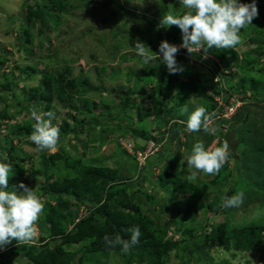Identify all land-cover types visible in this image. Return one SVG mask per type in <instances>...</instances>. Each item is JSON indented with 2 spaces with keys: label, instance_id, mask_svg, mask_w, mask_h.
Wrapping results in <instances>:
<instances>
[{
  "label": "trees",
  "instance_id": "16d2710c",
  "mask_svg": "<svg viewBox=\"0 0 264 264\" xmlns=\"http://www.w3.org/2000/svg\"><path fill=\"white\" fill-rule=\"evenodd\" d=\"M255 1L264 2V0H224V10L213 15L202 26V29L208 26L213 36H209V44L201 45L198 51L195 50L199 46L197 36L194 33H183L181 29L184 19L182 9L184 10L188 0H170V4L165 3L161 10L153 13L154 17L136 11V5L130 0H125V4L130 8L124 6L120 0H107L106 4L115 5V13L127 14L137 21L147 23V29L159 41L161 49L165 50L166 44L173 45L176 42L191 47L192 49H181L185 53L183 57L188 59L189 56H193L195 64L198 66L206 63L208 67L217 70L215 60L204 56V54L210 53L221 60L225 70L234 66L252 70L254 64L260 62L261 52L246 56L242 62H239L237 57L231 62L226 56V49L217 40L219 39V30H224L228 35L234 24L240 26L247 24L254 34L260 32L259 25L264 31V19L258 20L255 17L256 8H252L251 5ZM164 2L162 1V3ZM240 2L243 4L238 5ZM131 5L135 8L134 10ZM254 6L259 7L260 4H254ZM70 13L68 0H33V3L25 1L19 12L20 22L23 26L21 39L25 43H30L34 28L38 34L48 38V33L56 28L62 16H71ZM228 14L229 16H226ZM158 18L164 27L157 25ZM233 43L237 44L238 40L234 39ZM263 46L260 44V48ZM138 56L135 52H128L123 55L121 60L138 58ZM7 58V55L0 54V68ZM261 64L260 68L263 70L264 59ZM145 66L142 73L132 71L130 67L127 69V74L134 77L135 84L131 88L120 90L123 113L131 108L140 109L142 119L147 118L150 112L154 111L156 113L155 120L162 121L166 125V131L152 134L151 131L140 129L135 132L145 140H152L159 145L167 140V137L173 139L184 135L194 138L195 134L203 133L202 139L195 140L194 143V148L200 156L208 155L207 148L217 137L218 142L210 152L213 153L224 146L222 154L228 159L231 158L237 165L239 171L235 175L236 185L234 188L223 195V198H221L222 192L219 190L212 194L210 201L205 203L204 212L208 218L209 213L220 212L219 210L223 208L221 200L223 204L228 205V195L239 194L250 186V176L255 181L260 178V169L250 163V156L246 155L247 158H244L243 154L246 153V150L254 152L252 157H258L261 154L264 149V130L259 129L255 125L256 123H240L239 130L235 129V124L245 121L241 114L245 105L239 107L230 117H218L213 121L216 125V120L225 123L227 126L225 130L219 129L213 133L212 127L208 124L203 123L204 125L201 127L190 125L185 122L188 118L187 115H182L179 112L183 105L188 103L192 86L190 87L185 81H178L177 77L167 74L165 71L155 78L157 65ZM16 68L20 71L17 78H13L12 81L6 79L0 81L2 96L13 97L17 82L25 77H30L36 70L29 65ZM187 68L188 65H185L182 72L187 76L193 74ZM112 69L111 75L113 76L119 71V65ZM81 72L78 77H74L69 66L56 67L46 71L38 85L29 91L28 105H21V109L28 113L33 104L43 102V109L47 111L51 107L54 97L61 103H67L76 95H93L99 91L100 93L97 94L100 97L99 103L85 98L80 102L67 103V106L75 114H87L95 108L102 112L105 107H107L108 113L111 107L102 105L103 97L101 95L104 91L108 93L111 90H104L101 85H95L89 80V75ZM150 83H153V86L149 88L147 107L143 109L144 90H148L147 84ZM233 90L237 94L245 95L249 91L253 97H264V80L241 78ZM234 91L221 86L220 92L221 95L224 93L222 101L225 104L229 103L228 97ZM136 98H139V103ZM170 98H173L174 101L173 105L168 107ZM218 103L211 98V102L205 105L207 110L212 111L220 107ZM7 107L8 105L5 104L0 110V118H10V115L6 113ZM67 115L73 120L74 129H70L69 121L56 122L47 127L43 125L44 123L36 124L34 121L24 120L21 124L13 125L9 129L11 137L5 135L4 142L0 143L2 166L0 169V192L8 202H11L0 217V235L7 234L12 243L10 246L12 254H20L30 264H59L60 259L67 254L69 248L79 245L75 252L74 264H106L113 256V252L122 258L123 264H165L170 250H178L180 241H185L186 244L181 248L187 250L196 263L222 264L216 263L206 248L207 244L211 243L224 253L232 252V255H236L238 252L257 250L259 251V262L264 264V222L240 226H227L225 222L216 225H210L208 221H204L202 225L197 223L195 217L197 205L202 204L201 200L208 194L210 184H221V173H218L208 183L198 178L192 179L187 174L178 172L176 167L173 171L166 166L159 167L158 183L154 182L153 185L160 186L167 192L169 200H172L173 203L176 197V201L180 200L178 202L182 201L183 203H174V212L171 218V222L177 226L174 231L180 232L181 240L165 239L168 223L161 225L159 220L146 209L145 202L152 197V194L146 193L141 187L140 180L129 179L121 173L118 167H112L108 163H103L104 161L84 163L80 155H73L72 151L64 150L63 144L70 136L79 138L78 134L83 132V126L79 128V133L76 132L77 123L80 125L86 123L76 121L75 115H71V112ZM108 115L110 114L108 113ZM94 116L92 114L90 117L93 121L95 120ZM187 128L189 132L186 133L184 130ZM34 131H38V138L43 144L37 147L38 165L36 170L27 169L24 173L26 169L22 163L23 159L19 158L17 162L14 161V153L18 149L14 145L13 139L21 142L22 136L29 135ZM248 132L250 135L246 136ZM50 146H57V149L49 153ZM144 148L141 146L135 149L132 155H129L124 148H121L120 151L132 157L133 167L137 172L145 168L146 176L151 178L154 166H159L162 158L150 154L145 158V165L141 168L136 160L135 151ZM222 165V168H225L227 160H224ZM24 174H26V179L32 176L33 184L37 174H43L42 185L38 189H34L33 184L27 182L25 177L23 178ZM140 194L145 195L146 200H142ZM43 196L47 199L41 206H37L35 201L40 200ZM159 198L156 194V201ZM82 206L88 210L79 216L78 212ZM158 211L166 213V209L158 208ZM187 220H190L191 223L187 224ZM33 222H36L41 231L40 242L33 243L28 240L33 230ZM223 262L229 264L227 260Z\"/></svg>",
  "mask_w": 264,
  "mask_h": 264
},
{
  "label": "rangeland",
  "instance_id": "374dc122",
  "mask_svg": "<svg viewBox=\"0 0 264 264\" xmlns=\"http://www.w3.org/2000/svg\"><path fill=\"white\" fill-rule=\"evenodd\" d=\"M25 1L33 3V0H0V54L8 56L0 68V81L4 79L12 81L13 78H17L20 73L19 69L16 68L17 66L26 67L29 65L36 69L30 77H25L17 82L13 97L0 94V110L7 104L6 113L10 115V118H0L1 144L5 140V135H9V129L13 125L21 124L24 120L34 121L36 124L44 123L43 125L47 127L56 122L69 121L70 129H74V122L67 115L71 112V115H75L76 121L86 123L81 125L77 123L76 132L79 131L81 126H83V132H78L79 138L70 136L63 144L64 150L72 151L73 155H80L84 163L104 161L105 164L108 163L112 167H118L121 173L129 179L140 180L141 187L146 193L152 194V197L145 202L146 209L159 220L161 225L168 223L165 239L181 240L180 232L174 231L177 226L171 222V218L174 212V203H182V201H176V197L173 203L172 200H169L170 197L167 192L160 186L153 185L154 182L158 183L159 167L166 166L172 171L176 167L178 172L187 174L192 179L198 178L208 183L218 173L222 174L221 184H210L208 194L201 200L202 204L197 205L195 217L200 225L204 221H208L210 225L225 222L227 226L264 222V149L258 157H252L251 155L254 152L250 150H246V153L243 154V156L245 155L244 158H247L246 155L250 156V163L255 164L260 169V178L255 181L250 176L249 180L253 183L252 186L249 182L250 186L241 193L228 195L229 204H223L221 200L223 208L219 210L220 212L209 213L207 218L204 205L211 200L212 194L220 190L222 192L221 198H223V195L227 194L236 185L235 175L239 170L235 161L222 154L225 147L215 150L216 152H210L218 142L216 137L207 148L208 155L200 156L194 148V143L195 140L202 139L201 135L203 133L195 134L194 138L193 136L184 135L173 139L167 137V140L151 153V155L161 157L162 162L159 166H154L152 177L149 178L146 176L145 168L137 172L133 167L134 160L132 157L123 154L120 150L124 148L129 155H132L135 149L147 146L149 140H145L135 130L144 129L156 134V132L166 131V125L162 121L155 120L156 113L154 111H151L147 118L142 119L140 109L131 108L123 113L121 96L119 95L121 89L131 88L135 84L134 77L127 74L129 67L132 71L142 73L146 67L145 65H157L155 78H158L161 72L165 71L167 74L177 77L178 81H185L190 87L192 86L188 103L184 104L179 112L182 115H187L188 118L185 122L198 127L204 125L203 123L208 124L212 127L211 131L213 133L215 130H225L227 128L225 123L216 120V125L213 122L218 118L219 109L209 111L205 104L211 102V98L218 101L219 105L224 103L222 101L224 93L221 95L220 92L221 86L234 91L233 89L236 88L241 78L264 80V69L261 70L260 68L262 67L261 61L264 59V46L260 48V44L264 45V31L261 25H259L260 32L257 34H254L247 24L246 26L234 24L228 35L224 30H219L217 41L226 49V56L231 62L236 57L239 62H242L248 55L262 53L260 62L254 64L252 70L235 66L225 70L217 56L210 53L204 54V56L215 60L217 70H213L206 63L201 66L195 64L193 56L185 59L183 57L185 53L181 49L192 48L186 47L180 42L173 45L166 44V49H161L159 41L147 29V23L137 21V19L127 14L115 13V5H107V0H68L71 16H62L56 28L48 33V38L45 35L38 34L36 28H34L31 42L25 43L20 36L23 26L19 16ZM162 1L165 2L162 3ZM120 2L130 8L129 5L125 4V0H120ZM130 2L137 7L135 9L131 5L133 10L135 9L150 17H154L153 13L161 10L162 5L171 3L170 0H130ZM223 3L224 0H188L184 10L182 9L184 19L181 29L183 33H194L197 36L199 46L195 48L196 51L200 50L201 45L209 44L208 38L213 36V33L208 26L204 29H202V26L213 15L224 10ZM242 4L240 2L238 5ZM254 4H260V6L256 7ZM251 5L252 8H256L255 17L258 20L264 19V2L255 1ZM226 16H229V14ZM157 20V25L164 27L159 18ZM234 39L238 40L237 44L233 43ZM128 52H135L139 56L138 58L122 61L123 55ZM55 53L56 55H54ZM75 57L77 58L72 60ZM117 65H119V71L112 76V68ZM185 65H188L187 69L191 70L193 74L187 76L182 72ZM63 66H69L74 77H78L80 72L83 71L81 73L89 75V80L95 85H101L104 90H111L108 93L104 91L101 95L103 97L102 105L111 107L108 112L110 115L106 111L107 107L102 112L95 108L87 114H75L67 106V103L80 102L85 98L99 103L100 97L97 96L100 93L99 91L93 95H76L67 103H61L54 97L51 107L47 111L43 109V102L33 104L31 111L28 113L21 109V105H28L29 91L38 85L45 72ZM152 86L153 83L147 84L148 90H144L143 101L145 104L143 109L147 107V96L150 95L149 88ZM236 95H238L237 92H232L228 100ZM239 95L241 97L240 107L245 105L241 113L245 121L235 124V129L239 130L240 123H256L255 125L259 129L264 130V97H253L249 91L245 95ZM136 101L139 103V98H136ZM173 101V98H170L167 106H172ZM92 114L95 115L94 121L90 118ZM223 115L226 116L225 112ZM187 130L188 128L184 131L187 133L189 132ZM248 135H250L249 132L246 136ZM9 137L11 136L9 135ZM22 137L21 142L15 138L13 139V143L18 149L14 153V161L17 162L19 158L23 159L22 163L24 169H26L24 173L27 169L35 171L38 165L37 147L42 145L43 142L38 138V131ZM232 142H234L233 139ZM56 149L57 146H50L48 152H54ZM224 160H227V165L222 168ZM244 161L246 160L244 159ZM144 165L145 160L142 159L141 168ZM0 169H2L1 163ZM246 176L249 177L247 174ZM24 177L26 179V174L23 175ZM32 179L31 176L26 180L33 184ZM42 182L43 174H37L35 183L32 185L33 188L38 189ZM156 194L160 197L158 201H156ZM140 196L142 200H146L145 195L140 194ZM46 199L43 196L40 200L35 201V204L41 206ZM10 203L0 192V217ZM158 208L166 209V213H160ZM87 210L82 206L78 212L79 216L85 214ZM186 222L187 224L191 223L190 220ZM41 236V231L36 222H33V230L28 240L33 243L40 242ZM11 244L7 234L0 235V264H30L20 254L10 252ZM184 244H186L185 241H180L178 250H170L165 264H200L194 261L187 250L181 248ZM78 247L79 245L69 248L67 254L60 259L59 264H74L73 260ZM206 248L216 263L224 264L223 261L227 260L229 264H260L259 251L257 250L238 252L236 255H232V252H222L215 244L208 243ZM106 264H123V261L117 253L113 252V256L109 258Z\"/></svg>",
  "mask_w": 264,
  "mask_h": 264
},
{
  "label": "built area",
  "instance_id": "2783aa9c",
  "mask_svg": "<svg viewBox=\"0 0 264 264\" xmlns=\"http://www.w3.org/2000/svg\"><path fill=\"white\" fill-rule=\"evenodd\" d=\"M240 95H236L235 97L231 98L229 100L228 104H220L218 107L219 109V113L217 114V117H230L241 105V101H240ZM223 111V112H222ZM225 112V115L224 114ZM229 112V114H228ZM221 114V115H220ZM228 114V115H227ZM158 146H160L159 144H157L156 142L149 140V143L147 144V146L143 149V150H136L135 154H136V159L139 162V165L141 164V160H145V158L150 155L151 153H153L154 149L157 148Z\"/></svg>",
  "mask_w": 264,
  "mask_h": 264
},
{
  "label": "clouds",
  "instance_id": "9594fccd",
  "mask_svg": "<svg viewBox=\"0 0 264 264\" xmlns=\"http://www.w3.org/2000/svg\"><path fill=\"white\" fill-rule=\"evenodd\" d=\"M239 94V93H238Z\"/></svg>",
  "mask_w": 264,
  "mask_h": 264
}]
</instances>
